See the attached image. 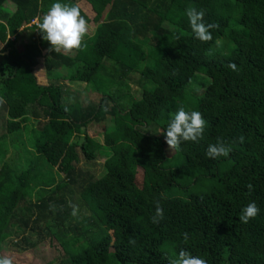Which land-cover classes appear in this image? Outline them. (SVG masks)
<instances>
[{
	"label": "trees",
	"instance_id": "trees-1",
	"mask_svg": "<svg viewBox=\"0 0 264 264\" xmlns=\"http://www.w3.org/2000/svg\"><path fill=\"white\" fill-rule=\"evenodd\" d=\"M55 2L78 5L95 24L86 47L48 51L37 25ZM189 7L219 25L213 41L195 38ZM0 45V256L9 237L42 223L64 264H169L181 250L208 264H264V209L239 219L264 190V0H0ZM40 63L55 74L45 84ZM78 63L77 73H55ZM58 78L96 98L71 95ZM126 82L137 86L128 101L118 92ZM180 106L207 126L199 143L168 154L157 131L166 135ZM101 123L103 143L89 134ZM218 140L233 150L207 157ZM101 157V172H83V161ZM15 239L24 250L38 243Z\"/></svg>",
	"mask_w": 264,
	"mask_h": 264
},
{
	"label": "clouds",
	"instance_id": "clouds-1",
	"mask_svg": "<svg viewBox=\"0 0 264 264\" xmlns=\"http://www.w3.org/2000/svg\"><path fill=\"white\" fill-rule=\"evenodd\" d=\"M186 15L196 39L205 43L213 41L212 30L219 28V25L217 23H207L204 19V10L189 7ZM37 27L43 33V39L50 42L52 46L48 49L49 52L55 51L59 53L61 50L70 52L73 49H80L82 46L86 47L83 41L88 32V23L81 15V10L78 5H69L60 2L53 3ZM215 43L217 46L220 45L219 40H216ZM229 67L234 71L237 70V66L234 63L230 64ZM2 102V99H0V103ZM206 126L207 121L201 112L186 111L184 106H180L178 111L173 114L166 128V143L172 151H179L183 142L191 141L199 143L204 138ZM239 142H244L243 135L239 137ZM232 150V144L218 140L216 143L208 146L206 155L212 159L221 156L228 157ZM248 188L251 191L252 185L249 184ZM155 203L156 209L155 215L152 217V222L159 224L164 219V210L159 201ZM70 206L72 207V216H77L79 211L78 206ZM50 208L55 211V205H50ZM259 212L260 209L256 202H250L242 209L239 219L243 223H248ZM184 238L187 240V233H184ZM129 243L135 245L136 240L130 239ZM0 264H13V259L9 256H0ZM169 264H208V262L204 258L193 256L187 250H181L177 258L169 259Z\"/></svg>",
	"mask_w": 264,
	"mask_h": 264
},
{
	"label": "rangeland",
	"instance_id": "rangeland-1",
	"mask_svg": "<svg viewBox=\"0 0 264 264\" xmlns=\"http://www.w3.org/2000/svg\"><path fill=\"white\" fill-rule=\"evenodd\" d=\"M13 7L10 6L9 10ZM99 20V17L97 18ZM101 21V17L100 20ZM95 29V24L92 22L88 23V32L87 35H92ZM32 37L35 36V33L31 34ZM12 39V37H10ZM29 39V32H20L18 36L15 39V46L18 48V50L22 49V43L24 41H27ZM0 47H3V45H0ZM218 49L223 50L225 49L222 46H218ZM225 51V50H223ZM83 68V64L78 63V65L75 68L67 69V68H60L56 70V74L58 76L67 77L71 73H77L81 71ZM35 75L38 79V82L40 83H46L49 79V76L55 75L52 74V72H48L45 70L43 63H40V65L35 70ZM60 79V78H58ZM60 84H62L65 89L71 94H75L78 92H81L80 98L85 99L87 98V95H89L88 98L95 99V95L93 93L84 92V83L82 82H73L69 79H60L58 81ZM200 87H203V83H199ZM137 86L133 85L132 83L129 84L126 82V84H123L121 87H119L118 92H120V97L123 98V100L128 101L133 98H136V90ZM103 124H98L96 126H93L89 130V134L96 139L97 141L103 143L107 140L106 136L104 135ZM2 131V128L0 126V133ZM25 134V135H24ZM157 134H159L164 141L166 142V135L163 134L160 130L157 131ZM24 142L26 141L27 135L26 131H23V134L19 135ZM167 145V151L168 154L171 153V149L169 148V145ZM13 150L11 147L8 148L7 156H10L12 154ZM104 159L101 157L99 160L94 162H82L83 172H91V173H99L102 171V164ZM56 169L59 171L61 175H63V170L61 166L56 167ZM85 172V173H86ZM264 182L258 183V186L264 187ZM256 204H258V207L261 209H264V190L262 191L261 195L256 196ZM86 216H89V213L86 214ZM35 230H27L24 231V235L28 237L32 242L38 241L37 245L35 247H31L28 249H22L20 246L21 244H16V237L19 239V237L24 236L22 232L20 234H15L11 237H9L4 243H3V249H2V256H9L13 259V264H64L66 260L68 259V256L65 254L64 250L61 248V243H59L56 239H48V236L45 235V232L43 231L44 225L41 223L38 225ZM17 229V228H15ZM39 229V230H37ZM42 231V233L40 232ZM43 234V235H42Z\"/></svg>",
	"mask_w": 264,
	"mask_h": 264
}]
</instances>
